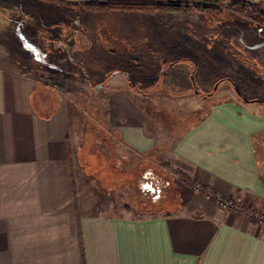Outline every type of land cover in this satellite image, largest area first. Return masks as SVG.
Returning <instances> with one entry per match:
<instances>
[{
	"label": "crops",
	"instance_id": "obj_1",
	"mask_svg": "<svg viewBox=\"0 0 264 264\" xmlns=\"http://www.w3.org/2000/svg\"><path fill=\"white\" fill-rule=\"evenodd\" d=\"M40 79L0 49V264H264V225L194 188L264 213L260 110L226 99L197 122L167 125L137 90L107 89L105 113L96 110L106 153L91 144L89 155L106 182L145 169L185 177L179 202L137 212L97 185L82 191L78 120Z\"/></svg>",
	"mask_w": 264,
	"mask_h": 264
},
{
	"label": "rangeland",
	"instance_id": "obj_2",
	"mask_svg": "<svg viewBox=\"0 0 264 264\" xmlns=\"http://www.w3.org/2000/svg\"><path fill=\"white\" fill-rule=\"evenodd\" d=\"M67 1L73 5L0 0V49L38 74L48 100L75 112L83 192L97 185L137 212L153 202H179L182 177L168 169L106 182L101 157L89 156L97 153L93 144L106 153L97 139L104 121L96 110L105 113L107 89L119 85L144 95L141 105L167 125L197 122L226 99L260 110L264 119L262 105L247 104L237 93L264 102V24L222 5L215 13L207 0H157L167 8L150 12L93 11L79 5L84 0ZM240 1L264 11V0ZM145 185L161 188L160 197L153 199L155 191Z\"/></svg>",
	"mask_w": 264,
	"mask_h": 264
},
{
	"label": "trees",
	"instance_id": "obj_3",
	"mask_svg": "<svg viewBox=\"0 0 264 264\" xmlns=\"http://www.w3.org/2000/svg\"><path fill=\"white\" fill-rule=\"evenodd\" d=\"M40 1V0H39ZM45 0H42L44 2ZM51 1V0H49ZM57 4L71 6L72 2L67 0H53ZM212 6H208V9H211L215 13H220L221 5L226 6L227 9L235 13H240L242 15L253 18L255 21L264 24V11L260 10L257 6L240 1V0H207ZM227 1V2H225ZM81 7L93 10V11H102V10H141V11H156L164 10L167 6H164L163 3L158 2L157 0H84L79 4ZM227 80L221 79L218 83ZM213 94V93H212ZM211 95V94H210ZM209 95V96H210ZM181 177H184L181 175ZM185 178V177H184Z\"/></svg>",
	"mask_w": 264,
	"mask_h": 264
},
{
	"label": "built area",
	"instance_id": "obj_4",
	"mask_svg": "<svg viewBox=\"0 0 264 264\" xmlns=\"http://www.w3.org/2000/svg\"><path fill=\"white\" fill-rule=\"evenodd\" d=\"M194 188L198 191H203L208 198L214 199L219 207L231 209L236 212H243L249 217H255L260 224L264 225V213H261L260 210L251 209L249 207L243 208L242 205L234 203L231 199H225L218 192L206 187L203 188L198 183H194Z\"/></svg>",
	"mask_w": 264,
	"mask_h": 264
},
{
	"label": "flooded vegetation",
	"instance_id": "obj_5",
	"mask_svg": "<svg viewBox=\"0 0 264 264\" xmlns=\"http://www.w3.org/2000/svg\"><path fill=\"white\" fill-rule=\"evenodd\" d=\"M198 92V91H197ZM210 94H212V92L210 93ZM210 94H208V95H204V98H210L211 96H209ZM241 94V93H240ZM239 93H238V95H239V97L240 98H242V96L243 95H240ZM244 97V96H243ZM246 98V97H245ZM243 99V98H242ZM247 100H244L243 99V101L245 102V103H247V104H250V103H255V104H258V105H262L263 107H264V102H262L261 100H252V99H248V98H246ZM142 188L144 189H148V191L150 192L151 191V187L149 188V186H147V185H145L144 187L142 186ZM144 189V190H145ZM153 191H155V189H153ZM153 191H151V192H153ZM161 191H162V189L161 188H157L156 189V191L154 192V194L153 195H151L152 196V198L153 199H156V198H159L160 197V193H161ZM157 193V194H156ZM156 196V197H155Z\"/></svg>",
	"mask_w": 264,
	"mask_h": 264
},
{
	"label": "water",
	"instance_id": "obj_6",
	"mask_svg": "<svg viewBox=\"0 0 264 264\" xmlns=\"http://www.w3.org/2000/svg\"><path fill=\"white\" fill-rule=\"evenodd\" d=\"M191 79H192V81H193V76H191ZM236 90H237V88H236ZM196 93H197V91H196ZM237 93H239L238 91H237ZM240 94V93H239ZM241 95V94H240ZM242 98L244 99V100H247L245 97H243L242 96Z\"/></svg>",
	"mask_w": 264,
	"mask_h": 264
}]
</instances>
